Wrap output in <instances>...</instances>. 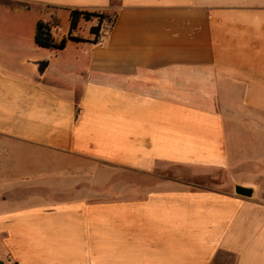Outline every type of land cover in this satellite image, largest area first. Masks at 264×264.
<instances>
[{"label": "crops", "instance_id": "1", "mask_svg": "<svg viewBox=\"0 0 264 264\" xmlns=\"http://www.w3.org/2000/svg\"><path fill=\"white\" fill-rule=\"evenodd\" d=\"M0 263L264 264V0H0Z\"/></svg>", "mask_w": 264, "mask_h": 264}, {"label": "trees", "instance_id": "2", "mask_svg": "<svg viewBox=\"0 0 264 264\" xmlns=\"http://www.w3.org/2000/svg\"><path fill=\"white\" fill-rule=\"evenodd\" d=\"M82 16L84 19H89L90 17L94 16L99 18L101 21L103 18H106L103 14H96V13H88L79 10H72L70 12V30L75 29L77 25V21L79 17ZM92 33L97 34L98 27H92L90 29ZM67 39L81 41L79 38L68 36ZM67 39H61L59 42H55L50 33V26L47 23L38 21L36 23L35 35L34 40L37 46L43 48H53V49H63ZM1 264V263H0Z\"/></svg>", "mask_w": 264, "mask_h": 264}, {"label": "water", "instance_id": "3", "mask_svg": "<svg viewBox=\"0 0 264 264\" xmlns=\"http://www.w3.org/2000/svg\"><path fill=\"white\" fill-rule=\"evenodd\" d=\"M235 193L241 196L250 197L252 192L249 188H245L242 186H236Z\"/></svg>", "mask_w": 264, "mask_h": 264}, {"label": "rangeland", "instance_id": "4", "mask_svg": "<svg viewBox=\"0 0 264 264\" xmlns=\"http://www.w3.org/2000/svg\"><path fill=\"white\" fill-rule=\"evenodd\" d=\"M62 27H63V25H62Z\"/></svg>", "mask_w": 264, "mask_h": 264}]
</instances>
